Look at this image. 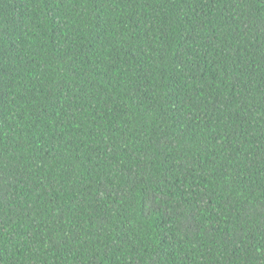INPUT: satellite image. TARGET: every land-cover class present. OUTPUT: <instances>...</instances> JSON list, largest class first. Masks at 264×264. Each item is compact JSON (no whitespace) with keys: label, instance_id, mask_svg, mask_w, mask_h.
Returning a JSON list of instances; mask_svg holds the SVG:
<instances>
[{"label":"trees","instance_id":"1","mask_svg":"<svg viewBox=\"0 0 264 264\" xmlns=\"http://www.w3.org/2000/svg\"><path fill=\"white\" fill-rule=\"evenodd\" d=\"M0 264H264V0H0Z\"/></svg>","mask_w":264,"mask_h":264}]
</instances>
